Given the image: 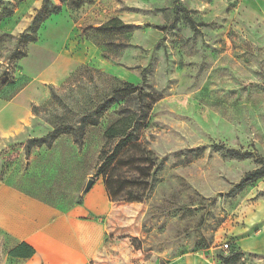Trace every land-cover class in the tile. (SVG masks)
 Instances as JSON below:
<instances>
[{"label": "rangeland", "instance_id": "rangeland-1", "mask_svg": "<svg viewBox=\"0 0 264 264\" xmlns=\"http://www.w3.org/2000/svg\"><path fill=\"white\" fill-rule=\"evenodd\" d=\"M113 18L133 28L96 31ZM79 40L123 76L80 64L39 84ZM215 146L264 159V0H0V182L64 205L106 180L107 264H264L244 249L264 230V178L229 193L255 156Z\"/></svg>", "mask_w": 264, "mask_h": 264}, {"label": "crops", "instance_id": "crops-1", "mask_svg": "<svg viewBox=\"0 0 264 264\" xmlns=\"http://www.w3.org/2000/svg\"><path fill=\"white\" fill-rule=\"evenodd\" d=\"M80 64L103 67L118 77L125 72H113L121 68L115 70L101 62L96 47L79 40L57 51L37 80L39 84H60ZM113 208L103 184H95L81 202L57 205L30 187L0 182V248L5 251L6 264H107L114 246L107 241L111 229L107 217ZM23 244L33 249L31 257L9 255ZM244 249L264 253V230L259 240L245 243Z\"/></svg>", "mask_w": 264, "mask_h": 264}, {"label": "trees", "instance_id": "trees-1", "mask_svg": "<svg viewBox=\"0 0 264 264\" xmlns=\"http://www.w3.org/2000/svg\"><path fill=\"white\" fill-rule=\"evenodd\" d=\"M46 2H47V0H43V4H45ZM40 11L44 12V5ZM43 12H41V15L38 13L36 14L37 20L34 21V24L36 21L37 22L35 25H33V29H32L33 30V36L21 35L19 37V40H27L30 42L35 41L34 33H36L39 30V28L41 27V25H43V23L49 18L48 14L47 13L43 14ZM59 12H60V10H59V8H57L53 14L57 15V14H59ZM53 14H51V15H53ZM189 23H190V25H193L191 20H189ZM131 28H133V26L131 24H124L120 20H118L117 18H113V19L109 20L106 24L97 27L96 31L121 32V31L130 30ZM145 71H146L145 69H143L141 71L142 80L144 79ZM125 87L127 89H129L130 91L135 90V87L131 84H125ZM154 96H155V94H154ZM157 101H159V97L155 96V98L152 99V103H156ZM113 103H114L113 100H109L106 104V107H104L103 109L109 108V106H111ZM109 129L106 132L107 134L110 131ZM118 135H120L121 137H125L124 134H118ZM124 139H126V137ZM124 141L127 142L128 139L124 140ZM31 143H33L34 146H40L42 144V140L41 139L40 140L33 139L31 141ZM215 147L219 150L225 151V155L231 159L241 160V159H248V158L255 156L252 153L240 152L237 150H225V148L223 146H215ZM255 162L258 164V168L254 169L250 172H247L235 185H233V187L229 191L230 194H237V193L241 192L243 189H245L248 185L252 184L253 182L264 178V159L255 156ZM100 175H102V177L104 179L106 174L103 172V173H100ZM103 186L105 188L109 202L113 203L114 200H112L111 197L107 193L108 183L106 180H105ZM131 202L139 203L140 201L139 200H132ZM20 248H27L28 251L26 253H22L20 251ZM33 253H34V251L31 247L23 244L21 246H18L16 249L10 251L9 255H11L13 257L29 258L33 255ZM240 256H241L240 252L235 253L232 256H230V258H228L227 260H224L223 264H228L231 261L236 260ZM162 264H169V263L167 261H163Z\"/></svg>", "mask_w": 264, "mask_h": 264}, {"label": "water", "instance_id": "water-1", "mask_svg": "<svg viewBox=\"0 0 264 264\" xmlns=\"http://www.w3.org/2000/svg\"><path fill=\"white\" fill-rule=\"evenodd\" d=\"M92 185H93V180L92 179L87 180L85 187L82 191V195H86L89 192Z\"/></svg>", "mask_w": 264, "mask_h": 264}]
</instances>
